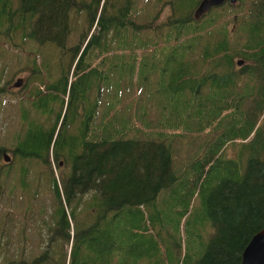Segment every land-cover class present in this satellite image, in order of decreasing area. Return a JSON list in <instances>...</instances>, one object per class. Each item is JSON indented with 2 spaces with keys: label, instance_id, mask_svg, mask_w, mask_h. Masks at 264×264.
Segmentation results:
<instances>
[{
  "label": "trees",
  "instance_id": "obj_1",
  "mask_svg": "<svg viewBox=\"0 0 264 264\" xmlns=\"http://www.w3.org/2000/svg\"><path fill=\"white\" fill-rule=\"evenodd\" d=\"M141 2L147 7L144 18ZM199 3L0 0V54L6 46L17 49L20 70L29 72L16 97L21 128L9 149L11 162L22 165L34 159L50 166L52 153L58 168L60 161L70 168L61 185L53 176L59 205L54 217L68 229V216L74 220L69 253L47 252L24 264H139L154 259L156 254L144 252L142 244L133 248L132 238L156 248L158 235L148 232L143 208L155 206L159 194L172 190L187 191L181 199L186 201L184 215L195 195L202 199L206 218L200 224H210V238L185 254L181 238L169 245L171 251H163L161 263L156 258L151 264L242 263L245 246L264 229V0L225 2L196 20ZM73 15L82 21L77 24L79 40L69 45L78 31L71 25ZM68 51L74 56L65 68ZM8 72L0 65V98L9 93L4 81ZM153 76L157 87L148 88L147 98L157 102L160 119L155 126L163 131L141 138L131 134V116L107 115L121 102L120 83L142 91ZM105 91L114 95L105 96ZM147 116L144 109L136 117L153 127ZM196 135L204 137L200 152L182 170L175 169L176 142L185 143L186 136L188 145L199 139ZM228 145L236 150L233 157L225 156ZM19 169V182L26 188L29 172ZM134 218L139 223L133 225ZM97 223L99 247L94 249Z\"/></svg>",
  "mask_w": 264,
  "mask_h": 264
},
{
  "label": "rangeland",
  "instance_id": "obj_2",
  "mask_svg": "<svg viewBox=\"0 0 264 264\" xmlns=\"http://www.w3.org/2000/svg\"><path fill=\"white\" fill-rule=\"evenodd\" d=\"M146 8L147 7L142 3L140 15L143 18L146 16ZM167 10V8L163 10L161 16L162 19ZM72 18L73 22L71 25L73 28L77 27L78 31L77 33H73V36L69 39V45L76 44L75 42L79 40L80 34L77 24L82 21V18L74 15ZM151 21L153 24L156 22V20ZM54 48L55 46L53 45L47 49L48 57ZM16 53L17 49H14L12 46H6L0 54V65L3 66L5 64L6 68L9 70L8 74L4 75V81L7 83L9 93L0 98V147H7L5 152L11 157L13 156L9 149L14 146L16 141L15 137L21 128L19 111L16 106V97L17 94L20 93L18 88L21 86L16 87V83L17 79H26L29 75L28 71L20 70V67L17 64L19 59L15 57ZM67 55L68 60L65 61V68L70 64L72 56H74L71 51H68ZM51 56L55 59L58 57L55 52H53ZM72 73L69 74L68 80L71 79ZM114 76L115 74H113V77ZM156 81L157 77L153 76V80L149 83V86L145 90L142 89V91L137 88H132L133 85H131L130 82L127 85H125L126 82L120 83L121 88L119 91L121 93L120 97L122 98L121 102H115L116 105L110 109L111 114L109 113L107 115L108 118L116 119L117 117L113 116L115 113L119 115H127L128 117L131 116V121L134 127L132 128L131 134L138 135L141 138H148L146 137V134L148 133L152 136L153 132H156V130L163 131L160 126H155L157 125L158 119H160V114L156 108L157 102L155 103V100L149 102L147 98L149 89L153 90L154 87H157V85H154ZM111 91H114V88H111ZM107 93H110V96L114 95V92L105 91V96ZM102 104L103 106H101L100 112L105 109L106 101L102 102ZM143 108L147 112V119L153 127H145L142 122L138 121L139 119H137L136 116L139 112L144 110ZM98 122H100V120H98ZM112 124L115 125L116 123L113 121ZM136 129H141L142 131L137 133ZM166 131L170 132L171 130L168 128ZM180 131L181 129L177 132ZM196 136L199 137V139L196 141L190 140L188 145L185 144L189 140L186 136H183V139L186 141L185 143H183L182 140L181 142H176L175 150L177 155L174 158L176 163L175 169L182 170L190 158L194 154L196 155L200 152L199 146L200 143H203L204 137L202 135ZM225 150V156L233 157L236 154V150L231 145H228ZM49 156L50 166L35 162L34 159L33 161L23 162L22 165L20 161H13L9 164L4 160L3 154L0 151V174L4 170L3 174L0 175V264H18L20 260L24 259L28 262L34 261L36 257L41 256V248L44 249L48 246L47 242L51 233L47 228L52 226L57 219L54 217L58 203H55L54 200L55 183L53 176L61 185V176L68 173L70 170L64 162H61L62 168H58L56 160L53 159L54 156L52 153ZM6 164H9L10 167H5L6 169H3V165ZM20 167H26L27 173L29 172L26 177V181L28 182L26 188H22V183L19 182L18 174ZM8 168L10 173L5 175V171H7ZM216 176L217 174H214L213 179ZM58 179H60V181ZM186 193V190H183L182 194H179L176 190H172L171 193L163 191L158 195L155 206H146V208H143V214L145 215L143 223L149 227V233L155 234V236L158 235V239L153 237L157 244L155 249H150L149 241L140 238H132L133 248L142 244L144 247L143 251L145 252L148 249L149 252L155 253L156 256L154 259L157 258L156 262L161 263L163 260L159 261V258H163V251L166 249L170 250L169 245L171 243H178L182 238L183 243H181V250H183V254H185L186 250L188 252L192 250L191 248L194 244L197 245V243H199V246L201 247L205 242L204 240L210 238V224L206 223L207 220L200 224L206 218L201 210L202 199L195 195L192 198V205H190L187 214H182L181 209L184 208L186 201L181 199L186 198ZM65 205L67 208L69 207L67 204ZM30 213L33 217H31ZM83 214L84 213L82 212L81 219L86 221L88 218L85 219ZM69 219L71 229L69 243L65 242L66 235L62 236L60 242L54 241L51 249L56 250L54 251L56 253L60 252L62 254L63 251H67V254L69 253L72 244L71 238L75 233V229H73L74 220L71 217H69ZM44 220H46V223ZM131 221L133 222V225L139 223L136 218ZM30 223H35V227L30 229L31 231L28 229ZM43 223H45L44 228L40 226ZM25 233H28L27 237L29 238V242L23 240ZM42 235H44V244L40 248ZM145 236L151 237V235ZM84 249L85 248L82 247V250ZM199 251L200 250L198 249L197 252ZM41 254H43V252ZM154 259L145 258L144 261L139 264H151Z\"/></svg>",
  "mask_w": 264,
  "mask_h": 264
},
{
  "label": "water",
  "instance_id": "obj_3",
  "mask_svg": "<svg viewBox=\"0 0 264 264\" xmlns=\"http://www.w3.org/2000/svg\"><path fill=\"white\" fill-rule=\"evenodd\" d=\"M225 2L237 4L238 0H200L199 5L194 10L195 19H201L213 7L224 5ZM242 63L243 61L239 62V64ZM22 84V79H17L16 87H20ZM3 157L6 162L12 161V157L5 151H3ZM245 247L241 254V264H264V229L256 232Z\"/></svg>",
  "mask_w": 264,
  "mask_h": 264
},
{
  "label": "flooded vegetation",
  "instance_id": "obj_4",
  "mask_svg": "<svg viewBox=\"0 0 264 264\" xmlns=\"http://www.w3.org/2000/svg\"><path fill=\"white\" fill-rule=\"evenodd\" d=\"M1 153L3 154V151ZM61 162L62 161L59 162V168H62L61 167V165H62ZM58 206L59 205H57V209L59 208ZM30 215H31V217H33V215L31 213H30ZM69 217H70V215H69ZM44 222L46 223V220H44ZM35 223H33V224L30 223L28 229L30 230L33 227H35L34 226ZM45 223L41 224L40 226L44 228ZM93 228H94V234H93L94 246L93 247L95 249V248H98L99 247L98 246L99 241L96 240V239H99V233H100V228L98 226V223L97 224H94V227ZM47 230H49V232L51 233V235H50V237L48 239V242H47L48 243V246L46 248H44V249L41 248L42 245L44 244L43 243L44 242V235H42L41 236V241H40V243H41L40 244V248H41L40 252L41 253L43 252V254H46L47 252H49V255H51L52 251L53 252L56 251V250L51 249V247L53 246L54 241L60 242L62 240V236L68 235L70 229H68V226H67L66 223L65 224L63 223V219L62 220L61 219L59 220V218H57L56 221L52 224V226H49L47 228ZM27 236H28V233H25L24 236H23V240L25 242H29V238ZM41 253H40V255H42ZM33 262L34 261H31L30 263H33ZM24 263H25V259L24 260H20L18 264H24Z\"/></svg>",
  "mask_w": 264,
  "mask_h": 264
}]
</instances>
